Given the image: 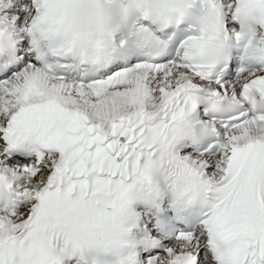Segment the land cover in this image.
<instances>
[{
    "label": "snow or ice",
    "instance_id": "snow-or-ice-1",
    "mask_svg": "<svg viewBox=\"0 0 264 264\" xmlns=\"http://www.w3.org/2000/svg\"><path fill=\"white\" fill-rule=\"evenodd\" d=\"M0 264H264V0H0Z\"/></svg>",
    "mask_w": 264,
    "mask_h": 264
}]
</instances>
